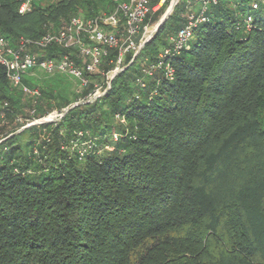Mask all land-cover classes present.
<instances>
[{
	"label": "trees",
	"instance_id": "obj_1",
	"mask_svg": "<svg viewBox=\"0 0 264 264\" xmlns=\"http://www.w3.org/2000/svg\"><path fill=\"white\" fill-rule=\"evenodd\" d=\"M18 1L0 3V36L13 46L118 5L45 0L22 16ZM159 1L145 24L164 15L170 0L153 10ZM197 1L179 0L134 61V51L126 55L107 93L57 122L18 132L21 118L68 108L106 84L118 48L86 74V87L30 69L22 83L38 88L37 98L0 64V264H264V5L245 31L250 0H221L190 47L169 59L173 79L144 71ZM120 23L108 29L121 37ZM65 54L84 60L75 48L47 50ZM38 72L47 79L38 83ZM87 142L85 153L75 148Z\"/></svg>",
	"mask_w": 264,
	"mask_h": 264
},
{
	"label": "built area",
	"instance_id": "obj_2",
	"mask_svg": "<svg viewBox=\"0 0 264 264\" xmlns=\"http://www.w3.org/2000/svg\"><path fill=\"white\" fill-rule=\"evenodd\" d=\"M39 1L42 0H24L19 7L20 13L30 12ZM117 1L118 5L111 14L98 15L89 19L73 17L65 28L48 31L38 39L22 37L13 46L5 37L0 36V64L7 69L10 80L15 85L21 86L27 94L38 93L37 90L22 83L23 76L30 69L38 67L49 74L64 73L73 76L80 80L81 87H86L90 82L86 74L97 71L110 48H118L119 53L115 66L106 73V84H95V88L88 98L94 101L106 94L110 89L114 74L125 67L126 55L130 51L136 53L150 36L149 25L145 24V20L151 10V0ZM160 1L164 2L165 0ZM173 1L175 0H171V2ZM177 1L179 2V0ZM220 2L221 0H198L196 10L188 15L187 23L175 35L169 37V46L159 54L157 61L151 63L144 70L145 73L151 76L156 70H162L167 79H173L175 68L169 59L190 47L196 27L208 20L207 12ZM263 5L264 0H250V11L245 14L240 27H244L245 31L252 30L255 20L253 12L261 9ZM156 7H159V3L152 9L156 10ZM121 21L125 31L120 37L115 31H110L108 27H117ZM54 45L65 49H77L84 59L82 64H77L68 54L60 58H49L47 50ZM142 85L144 84L142 83ZM114 136L116 139L117 134Z\"/></svg>",
	"mask_w": 264,
	"mask_h": 264
},
{
	"label": "rangeland",
	"instance_id": "obj_3",
	"mask_svg": "<svg viewBox=\"0 0 264 264\" xmlns=\"http://www.w3.org/2000/svg\"><path fill=\"white\" fill-rule=\"evenodd\" d=\"M1 1L2 0H0V3H1ZM24 0H19L18 2H19V7H20V5L22 4V2H23ZM45 2V0L43 1H39V2H37L36 4L38 5V4H43ZM191 2H192V0H191ZM172 2H171V0H170V2H169V5H168V7L166 8V10H165V12L167 11V9L169 8V6H170V4H171ZM37 5H34L33 6V8H32V10L37 6ZM163 5H161V6H159V7H156L155 9L156 10H158L159 8H161ZM191 6H193V7H191L189 10H191L192 9V11L193 10H195L196 9V7L192 4ZM19 7H18V12L17 13H19L20 15H22V16H24V15H27V14H29L30 12H28V13H24V14H22V13H20V11H19ZM156 24H157V22L155 23V24H151V25H149V28H148V30H149V34H151V32L155 29V27H156ZM34 76H32V77H34L35 79H37L38 80V83H39V81H42V80H44L45 78L47 79V77H48V75H46V74H43V73H36V74H33ZM73 87V86H72ZM33 90H37L38 91V93H35V94H29V96H28V98H32V96L33 97H36L37 98V96H40L39 94H40V91H39V89L38 88H36V89H33ZM31 95V96H30ZM87 100H89V102L91 101L89 98H87ZM81 101H83V100H81ZM81 101H77V102H75L74 104H77V103H80ZM74 104H72V105H74ZM71 105V106H72ZM70 106V107H71ZM69 108V107H68ZM66 109L67 108H65V109H61V110H53V111H51L49 114H47V115H45V116H43V117H41V118H37V119H34L33 121H30L29 122V120L28 119H24V118H21V119H23L22 121H24L23 123H27L26 125H29V124H32V123H43V122H46V121H51V122H57V121H60L61 119H62V117L64 116V114L66 113ZM28 121V122H27ZM25 125V126H26ZM115 140V136L113 137V138H110V141H114ZM110 141L109 142H107L105 145H103V150H100L99 148V152H102V151H105V149L106 150H111L112 148H113V146L110 144ZM89 144V145H88ZM91 144V145H90ZM93 145H92V143L90 142V143H88L87 142V144L86 143H84L83 145H77L75 148L76 149H78V151H80V152H83V153H85L87 150H89L91 147H92Z\"/></svg>",
	"mask_w": 264,
	"mask_h": 264
},
{
	"label": "water",
	"instance_id": "obj_4",
	"mask_svg": "<svg viewBox=\"0 0 264 264\" xmlns=\"http://www.w3.org/2000/svg\"><path fill=\"white\" fill-rule=\"evenodd\" d=\"M175 7V3L172 2L169 6V8L167 9V11L164 13V15L161 17V19L158 21V23L156 24V27L155 29L151 32L150 36L145 40V42L139 47L138 51L134 54V58H133V61L134 59L138 56V54L142 51V49L144 48L145 44H147L148 42H150L154 37L155 35L157 34V32L159 31V29L161 28V26L166 22V20L171 16L172 12H173V9ZM132 61V62H133ZM131 62V63H132ZM128 66H125L121 71L117 72L114 74L113 76V79L116 77V75L122 71H124ZM112 79V80H113ZM112 83V82H111ZM110 88H111V84H110ZM86 102H89V100H84V101H81L80 103H77V104H74L72 105L71 107L67 108L66 109V112L69 111L70 109L74 108L75 106L79 105V104H82V103H86ZM46 122H51V121H46ZM32 124H36V123H32ZM32 124H29V125H26L24 127H22L18 132L22 131L23 129H25L27 126H30Z\"/></svg>",
	"mask_w": 264,
	"mask_h": 264
},
{
	"label": "crops",
	"instance_id": "obj_5",
	"mask_svg": "<svg viewBox=\"0 0 264 264\" xmlns=\"http://www.w3.org/2000/svg\"><path fill=\"white\" fill-rule=\"evenodd\" d=\"M164 2L159 1V6L163 5ZM155 6V5H154ZM154 10V9H153Z\"/></svg>",
	"mask_w": 264,
	"mask_h": 264
},
{
	"label": "bare ground",
	"instance_id": "obj_6",
	"mask_svg": "<svg viewBox=\"0 0 264 264\" xmlns=\"http://www.w3.org/2000/svg\"><path fill=\"white\" fill-rule=\"evenodd\" d=\"M174 3H175V6H176V4L178 3V1L177 0H175V1H173Z\"/></svg>",
	"mask_w": 264,
	"mask_h": 264
}]
</instances>
